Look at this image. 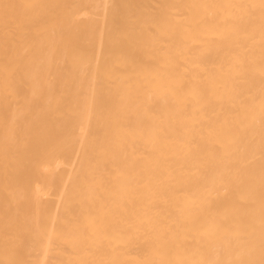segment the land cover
Returning <instances> with one entry per match:
<instances>
[{
    "label": "bare ground",
    "instance_id": "1",
    "mask_svg": "<svg viewBox=\"0 0 264 264\" xmlns=\"http://www.w3.org/2000/svg\"><path fill=\"white\" fill-rule=\"evenodd\" d=\"M0 264H264V0H0Z\"/></svg>",
    "mask_w": 264,
    "mask_h": 264
}]
</instances>
